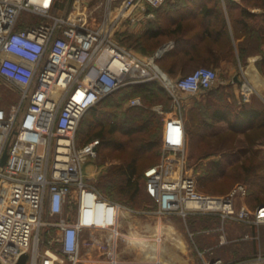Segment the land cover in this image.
<instances>
[{"label":"built area","instance_id":"built-area-1","mask_svg":"<svg viewBox=\"0 0 264 264\" xmlns=\"http://www.w3.org/2000/svg\"><path fill=\"white\" fill-rule=\"evenodd\" d=\"M164 1L105 0L89 7L85 0H69L62 11L61 0H0V87L11 98L8 105L0 104L2 264H14L23 253L26 264H62L66 259L77 264L85 235L95 232L105 237L86 241L87 250L94 246L107 254L108 264H121L117 242L122 223L139 211L109 200L93 185L85 166L95 158L99 140L79 144L77 131L97 103L122 87L152 81L171 100L162 120L161 148L177 164L164 156L144 170V192L156 207L146 213L183 220L216 217L222 223L218 245L226 243L225 224L264 225V204L248 207L244 184H235L223 196L204 194L186 169L184 116L176 109L183 97L216 87V70L199 66L171 78L157 64L167 46L140 57L114 37L119 21L138 3L157 7ZM239 90L243 102L254 95L264 105V94L244 75ZM2 99L0 94V103ZM141 104L139 97L128 99L129 106ZM157 111L163 114L161 108ZM45 217L54 218V250L42 245L40 230L49 225ZM241 239L258 240L259 235L245 233ZM212 254L211 249L199 252L200 264H264L262 251L228 262Z\"/></svg>","mask_w":264,"mask_h":264},{"label":"rangeland","instance_id":"rangeland-1","mask_svg":"<svg viewBox=\"0 0 264 264\" xmlns=\"http://www.w3.org/2000/svg\"><path fill=\"white\" fill-rule=\"evenodd\" d=\"M104 1L85 0V3L89 7L94 4L100 6ZM237 4L240 3L231 0L219 1V6L222 8L224 5ZM241 4L249 6L257 4L260 7H256L255 17L245 20L247 28L244 29L242 33L244 38L239 43V48L242 50L239 60L233 61L230 68L228 65H221L218 68L206 65L217 72V89L211 94L207 92L183 97L181 107L176 111H180L184 116L191 133V136H188L186 169L194 177L198 191L208 195L223 196L229 193L235 184L240 183L250 189L244 202L255 204L264 202V189H261L264 188V126L254 125L251 128L234 131L226 122L217 123L212 118L213 107L208 102L210 100L219 104L225 102V96L222 97L221 94L225 93L222 89L224 86L239 89V84L233 82L232 76H237L241 80L244 75L256 87L258 93L264 94V0L242 1ZM144 7L152 6L145 4ZM60 8L62 11L67 10L69 0H61ZM116 31L115 39H117ZM134 90L118 92L110 99L101 101L94 113L89 112L81 119L78 127L82 141L98 139L94 134L100 129L104 131L105 142L100 144L95 158L85 166L86 175L93 183L97 184L101 176L136 159L139 190L132 199L129 200V196L116 193L110 194L101 189L105 196L139 211L137 214H130L129 219L122 223L123 236L117 242L118 261L121 264H166L163 258H168L169 253L177 256L171 261L175 264H200L199 252L205 249H211L213 252L211 256L219 257L225 262L250 256L258 251L264 252V225L256 228L241 224H225L223 228L226 243L218 245L222 223L216 217L202 216L183 220L175 215L158 216L154 213H146L155 210L156 207L144 192L143 170L149 165L158 163L164 156L169 163L177 164L176 158L168 152H163L160 144L164 112L172 107L167 94L159 87L154 88L151 82L134 86ZM0 94L3 96L0 104L8 105L11 98L6 97L8 95L6 89L0 87ZM132 96L139 97L142 104L129 106L128 99ZM253 97V104L258 109L264 110L260 99L254 95ZM159 108L162 109L163 114L157 111ZM110 129H113V132H109ZM152 141H158L159 146L143 154L137 153V146L148 145ZM216 161L220 163L218 167H214ZM211 172L215 174L214 177L210 176ZM238 173L241 176L237 177ZM258 184L259 186H256ZM255 194L258 195V202L253 199ZM44 222L49 225L40 230L42 245L54 250L57 248V244L52 241L55 236V229L51 225L54 218L45 217ZM131 231H136L138 236L147 242L146 249L140 246L133 247L127 243L124 235ZM170 233H174L184 242L183 252L177 249L168 237ZM245 233L253 235L257 233L259 239L243 240L241 236ZM104 237L103 232H95L91 236L85 235L83 239L85 242L82 241L80 248V261L77 264H108L106 253H99L94 246L91 247L94 250H87L86 241L102 240ZM157 240L161 245L157 250H153L152 243ZM165 246H168L167 249ZM161 248L167 251V253L163 252L164 257ZM62 264H71V262L66 259Z\"/></svg>","mask_w":264,"mask_h":264},{"label":"trees","instance_id":"trees-1","mask_svg":"<svg viewBox=\"0 0 264 264\" xmlns=\"http://www.w3.org/2000/svg\"><path fill=\"white\" fill-rule=\"evenodd\" d=\"M219 1L220 0H177L174 4H169V3L164 4L160 6L161 10L157 12V19H159V24L156 23V25L152 26V23L148 22L142 35L137 36V37L127 36L125 40L124 39L119 40V43H121L122 45H124L126 48H129V49H133V48L146 49L148 44L152 43V38L162 35V36L171 37L174 40V42L179 45L181 40L190 39V38L186 39V36H188L191 33L192 26L197 24L196 17L200 16L199 17L200 20L198 23L201 25H205V27L203 28V31L200 34L199 33L198 34L200 36L205 37L206 39L208 38L209 40H212V43L218 42L221 38H223L222 42L224 45V38L225 36H227V30H226L227 24H226V20L222 16L223 15L221 11L222 7L219 6ZM242 1L249 2V0H241L240 2H236L240 4L223 6V8L225 7L226 9V13L228 15V18L231 24L232 36L235 39L244 37L242 33L244 32V29L247 28V23L245 20L253 16L255 17V13H251L247 8H250V7L259 8L260 7L257 4H253L250 6L242 5L241 4ZM163 19L165 21H163ZM211 19L214 20L213 23ZM211 23L214 25L212 28L209 26L211 25ZM199 35L198 37H200ZM212 43L208 41L206 42V45H205L206 51L210 52V54H213V58H211L210 56L207 59L208 60L212 59L213 62L216 64L217 58H215V53H213V49L210 45ZM239 51H240V54H239V57H240L242 50L239 48ZM230 52L231 53L233 52V48L231 46L229 47V53ZM157 64L168 76H170L171 78H174L172 76L171 71L166 70L163 64H160V60H157ZM206 65L211 66L208 63L204 65H200V66H206ZM190 72L191 71L185 72L181 76L186 75ZM151 83L154 88L158 89L159 87V89H161L157 82L152 81ZM132 89L133 91H135L134 86L122 87L119 90L112 93L111 95H109L108 97H106L105 99H103L102 101L110 99L112 96H114L118 92H123V91L130 92L129 90H132ZM207 92L211 94L212 92H215V91L213 89L212 90L210 89L206 91V93ZM208 102H209V105L213 107L212 108V118L218 121L219 120L225 121L228 124L229 128L234 131L239 130L240 128L241 129L251 128L254 125L264 126V110L247 107L246 104H244L239 110H230L228 109V107L222 106L223 104L219 105L218 102L211 101V100ZM99 103H97L94 107L88 110L87 113L89 112L94 113ZM109 132H113V129H110ZM190 134L191 133L189 131V128H187L186 129L187 138L188 136H191ZM94 136L98 137V140H99L98 148H99L100 144L102 142H105L104 141L105 140L104 131L100 129L94 134ZM77 140L79 144H84L92 139H87L85 141H82V139L79 136V132L77 131ZM160 144H161V139H160ZM157 146H159V142L152 141V143H149L148 145L141 144V146L139 147L137 146L136 150H137V153L143 154L145 152H148L149 150L154 149ZM219 164H220L219 161L214 162V167H218ZM152 165H149L146 168ZM143 172H142V180H143V187H144ZM136 174H137L136 159L134 158V160L131 161L129 164L125 166H121L115 170H111L110 172L101 176L97 184L93 182L92 183L102 194L103 192L101 191V189H104L110 194L116 193L121 196H129L128 199L130 200L135 194H137L139 190V180H138L139 176H137ZM214 175L215 174L213 172L210 173V176L214 177ZM239 176L241 175L238 173L237 177ZM245 186L247 188V195H246L247 197L249 195L250 189L247 185ZM256 186H259V184ZM261 189H264V188L262 187ZM105 197L111 201L123 203L121 201L109 198L107 196ZM253 199L254 201L259 200L258 195L255 194ZM246 204H248L250 208H254L255 206L259 204H264V202L262 201V203L258 202L255 204H249V203H246Z\"/></svg>","mask_w":264,"mask_h":264},{"label":"crops","instance_id":"crops-1","mask_svg":"<svg viewBox=\"0 0 264 264\" xmlns=\"http://www.w3.org/2000/svg\"><path fill=\"white\" fill-rule=\"evenodd\" d=\"M177 0H165L161 5L157 7H144L145 3L140 2L136 5V7L130 9L126 15L119 21L117 25V40H121L127 37H137L142 35L144 32L146 25L148 22L152 23V26L159 24V19H157V12H159L160 6L164 4H174ZM251 13L256 12L255 7L247 8ZM219 10V9H218ZM222 16L226 20V30H227V36L224 38V45H223V38H221L218 42L212 43V40L206 39L203 36H200L199 34L203 31V28L205 25L199 24V17H196L197 24L193 25L191 28V33L186 36L187 40H181L179 45L174 42V40L171 37L168 36H157L155 38H152V43H149L146 49H139V48H133L131 49L136 55L140 57H147L150 54H153L156 50H158L161 47L167 46V49L165 50L163 56L158 59L160 60V64H163L164 68L166 70H170L172 73V76L174 78L180 77L183 73L192 71L196 67L200 65H204L206 63L210 64L213 67H220L221 65H228L230 68L231 65H233V61L239 60V43L243 40L244 37H241L239 39H235L232 36L231 32V24L228 18V15L226 13L225 7L221 9ZM220 11V12H221ZM163 21H165L163 19ZM194 21V20H193ZM213 23V19H211ZM211 23L209 25L211 28L214 26ZM199 33V34H198ZM198 35L200 37H198ZM197 36V37H195ZM210 42L212 44L211 47L213 49V53H215V58H217V63L215 64L213 60H208L207 58L211 56L213 58V54H210V52L206 51V42ZM230 42V43H229ZM233 48V52L229 53V47ZM232 76V80H233ZM234 82V81H233ZM236 83V82H234ZM239 84V82H238ZM218 85L214 88L217 89ZM211 89V90H212ZM222 89L225 90V93H221L222 97L225 96L222 106L228 107L230 110H239L244 104H246L247 107H252L255 109H258L256 105L253 104V98L251 97L250 101L243 102L241 100L240 96V90L237 88H229L227 86H224ZM229 90V91H228ZM206 93V92H204ZM220 105V104H219ZM215 120V119H214ZM217 123H222L225 121L222 120H215ZM185 130L188 128V125L186 123V120H184ZM188 147V138L186 136V143H185V149L187 151ZM157 250V248L155 249ZM163 257L164 254L162 253ZM153 256V253H152ZM175 256L171 255L168 256V258H163L166 261V264H175V262H171L175 260Z\"/></svg>","mask_w":264,"mask_h":264},{"label":"bare ground","instance_id":"bare-ground-1","mask_svg":"<svg viewBox=\"0 0 264 264\" xmlns=\"http://www.w3.org/2000/svg\"><path fill=\"white\" fill-rule=\"evenodd\" d=\"M126 219H129V216H126ZM134 225V224H133ZM135 227V226H134ZM161 228H163V227H161ZM170 228V227H169ZM168 228V229H169ZM170 230H171V228H170ZM169 231V230H168ZM172 232H174L173 230H172ZM169 233V232H168ZM125 236V238L127 239V243L129 244V245H132L133 247H138V246H140L142 249H146L147 247H148V245H147V242H145L142 238H140L139 236H138V233L136 232V231H131V232H129L128 234H125L124 235ZM157 237H159V236H157ZM168 237L173 241V243H174V245L177 247V249H180L182 252L184 251V249H185V244H184V242L179 238V237H177V236H175L174 235V233H170L169 235H168ZM167 238V237H166ZM161 240V239H160ZM159 245H161L160 244V241H155L154 243H152V248H153V250H155L156 248L158 249V247H159ZM171 245H172V243H171ZM166 247V246H165ZM168 247V246H167ZM167 247H166V249H167ZM166 249L165 248H161V252L163 253H167V251H166ZM168 251H169V249H168ZM172 253V252H171ZM175 253V252H174ZM173 253V254H174ZM172 254H169L168 253V256H171ZM167 256V255H166ZM175 257H177V256H175Z\"/></svg>","mask_w":264,"mask_h":264},{"label":"water","instance_id":"water-1","mask_svg":"<svg viewBox=\"0 0 264 264\" xmlns=\"http://www.w3.org/2000/svg\"><path fill=\"white\" fill-rule=\"evenodd\" d=\"M233 81L236 82V83H238V82H239L238 77H237V76H234V77H233ZM5 156H6V155L4 154V155H3V159H2V161H1V164H3V161H4ZM27 258H28V255H27L26 253H23V254H21V255L18 257L17 261H16L14 264H26V260H27ZM0 264H2V263L0 262Z\"/></svg>","mask_w":264,"mask_h":264}]
</instances>
